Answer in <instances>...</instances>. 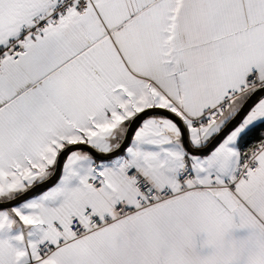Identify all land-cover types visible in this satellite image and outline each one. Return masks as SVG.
<instances>
[{
	"label": "snow or ice",
	"instance_id": "6c2138e0",
	"mask_svg": "<svg viewBox=\"0 0 264 264\" xmlns=\"http://www.w3.org/2000/svg\"><path fill=\"white\" fill-rule=\"evenodd\" d=\"M0 264H264V0H0Z\"/></svg>",
	"mask_w": 264,
	"mask_h": 264
}]
</instances>
